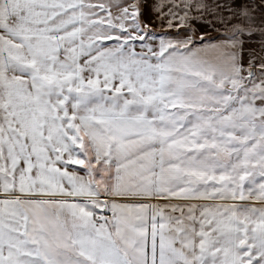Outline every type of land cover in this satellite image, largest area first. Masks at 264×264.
Here are the masks:
<instances>
[{
    "label": "snow or ice",
    "instance_id": "1",
    "mask_svg": "<svg viewBox=\"0 0 264 264\" xmlns=\"http://www.w3.org/2000/svg\"><path fill=\"white\" fill-rule=\"evenodd\" d=\"M0 264H264V0H0Z\"/></svg>",
    "mask_w": 264,
    "mask_h": 264
}]
</instances>
